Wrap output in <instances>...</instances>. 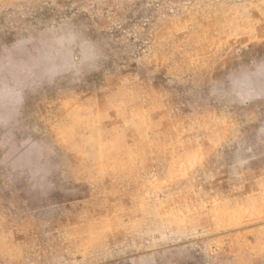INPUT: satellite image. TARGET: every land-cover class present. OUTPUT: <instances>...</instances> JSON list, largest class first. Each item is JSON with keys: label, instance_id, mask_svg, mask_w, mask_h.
<instances>
[{"label": "rangeland", "instance_id": "rangeland-1", "mask_svg": "<svg viewBox=\"0 0 264 264\" xmlns=\"http://www.w3.org/2000/svg\"><path fill=\"white\" fill-rule=\"evenodd\" d=\"M65 25L101 59L25 95L13 135L55 146L43 178L52 187L0 166V264H264L249 225L159 222L154 203L174 189L155 175V154L186 149L146 143L188 135L197 147L204 120L212 142L226 134L210 149L211 180L240 171L252 183L201 191L221 205L213 217L256 215L264 234V0H0V57L21 39L44 51ZM131 87L158 124L129 127L117 92Z\"/></svg>", "mask_w": 264, "mask_h": 264}, {"label": "clouds", "instance_id": "clouds-1", "mask_svg": "<svg viewBox=\"0 0 264 264\" xmlns=\"http://www.w3.org/2000/svg\"><path fill=\"white\" fill-rule=\"evenodd\" d=\"M71 32L65 25L49 33L50 47L34 54L28 53L27 40H18L0 57V166L33 180L39 177L41 192L52 187L45 185L43 178L51 170L55 146L32 138L18 142L12 130L18 124L26 93L63 75L79 78L98 65L102 55L98 48L90 42L78 43ZM61 37L62 44L58 42Z\"/></svg>", "mask_w": 264, "mask_h": 264}, {"label": "crops", "instance_id": "crops-1", "mask_svg": "<svg viewBox=\"0 0 264 264\" xmlns=\"http://www.w3.org/2000/svg\"><path fill=\"white\" fill-rule=\"evenodd\" d=\"M138 88L140 89V87ZM143 92H145V90H136L133 89V87L128 88L127 92L125 90L123 93L117 92L119 96L127 98V100L123 99V101L120 102L125 106L124 111H126L127 114H131L129 117V127L133 129H143L141 127L143 123H145L144 128L151 127V123H159L156 121L154 111L150 112L149 109L146 111V108L150 104V102L149 100L146 101V99L142 100V98L145 97V93ZM119 104L116 105L118 106ZM137 113L140 114V116ZM134 114L137 115L134 116ZM206 122V120L201 122L199 121L198 127H196V130L200 133H203L204 135L203 139L200 141L197 147L193 146L195 141L191 140L192 137L188 135L176 136V138L163 136L161 138L154 137L152 141L149 140L148 142H146L153 145H170L171 143H181L185 146L186 149L185 155L180 157L179 159H177L176 154H173L171 152L169 153L166 149L161 150L160 152H157V154H155V169H157L155 171V175L161 173L164 181H169L170 186L174 189L173 194L162 201V203H154V208L162 210V212L157 215V219L161 224L177 223L205 226L213 224L234 226L249 225V233L250 235H252L254 242H256L257 240H264V234L261 233V230L260 234H258L257 225L259 224V222H257L256 215H249L246 217L237 215V217L235 216L233 217V219L225 220L226 218H220L218 214L213 217L214 214L211 213L213 208L217 209L221 205H214V203H212L211 205V202L207 201L209 199H206V196L202 193V187L205 189L206 187L210 188L211 185H214V183H217V185H226V183H228L230 184V186L234 187V191H237L238 189H241L242 185H244L245 183L251 184L252 181L249 180L243 183V178L246 177H243L240 171L237 172L238 174H231V177L234 176V178L233 180H229L228 182H226V177H230V175H223L222 179L218 177L216 181L211 180V177L215 176V169L211 167L207 168V164L209 165V162L212 161L217 156V154H219L216 152H212L210 150L211 146H219V144L225 141V138L227 139V136L225 134L224 138H222L221 136L219 140L212 142L211 138L215 134V132L207 130ZM143 142H145V139H140V137H133L129 139V143L131 144V146H140L143 144ZM189 151H191L192 153L188 155ZM244 186L246 187L249 185ZM248 191L252 192L251 189H249ZM245 195L246 198L250 200L251 194L246 191ZM235 203H237L236 205L238 206L239 202L236 201ZM179 219L182 221H179Z\"/></svg>", "mask_w": 264, "mask_h": 264}]
</instances>
